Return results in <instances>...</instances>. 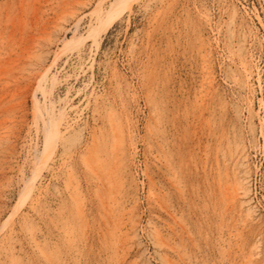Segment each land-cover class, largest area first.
Returning a JSON list of instances; mask_svg holds the SVG:
<instances>
[{
    "label": "rangeland",
    "instance_id": "rangeland-1",
    "mask_svg": "<svg viewBox=\"0 0 264 264\" xmlns=\"http://www.w3.org/2000/svg\"><path fill=\"white\" fill-rule=\"evenodd\" d=\"M112 2L0 0V264H264V0Z\"/></svg>",
    "mask_w": 264,
    "mask_h": 264
},
{
    "label": "bare ground",
    "instance_id": "bare-ground-1",
    "mask_svg": "<svg viewBox=\"0 0 264 264\" xmlns=\"http://www.w3.org/2000/svg\"><path fill=\"white\" fill-rule=\"evenodd\" d=\"M129 2H131V0H113V2H112V4L110 5V12H108L109 14H107V15H105V20L106 21H112L113 20V18H115L123 9H124V7L129 3ZM102 9V8H101ZM101 9L98 11V13H97V19L99 20V21H101V20H103L102 19V15H101V13H103V11H101ZM21 20V19H20ZM24 27V26H23ZM206 56V55H205ZM205 59V58H204ZM245 68V67H244ZM247 70V69H246ZM249 71H250V69H249ZM248 71V72H249ZM246 73V72H245ZM252 73V72H251ZM9 135V134H8ZM1 142V141H0ZM236 150V149H235ZM238 150V149H237ZM241 152V151H240ZM243 152V151H242ZM232 153H233V151H232ZM235 153V152H234ZM236 154V153H235ZM232 156V155H231ZM234 156V155H233ZM239 157V156H238ZM240 158V157H239ZM240 160V159H239ZM244 161V160H243ZM244 164V163H243ZM233 165V164H232ZM243 166V165H242ZM240 168V167H239ZM245 168V167H244ZM230 170V169H229ZM241 171V170H240ZM220 173V172H219ZM234 173V172H233ZM227 175V174H226ZM242 175V174H241ZM219 176V175H218ZM245 178V177H244ZM220 183V182H219ZM228 183V182H227ZM246 183V182H245ZM244 183V184H245ZM229 184V183H228ZM232 184V183H231ZM236 184V183H235ZM239 184H241V183H239ZM243 184V183H242ZM243 184V185H244ZM225 185V184H224ZM230 185V184H229ZM228 185V186H229ZM227 186V185H226ZM242 186V185H241ZM240 186V187H241ZM247 186V185H246ZM236 190V189H235ZM247 190V189H246ZM231 191H233V190H231ZM230 191V192H231ZM244 191V193H245V190H243ZM248 191V190H247ZM223 192V191H222ZM235 194V193H234ZM226 195V194H225ZM246 195V194H245ZM244 195V196H245ZM238 196V195H237ZM241 196H243V194L241 195ZM232 197V196H231ZM230 200V199H229ZM237 201V200H236ZM240 202V201H239ZM226 204H227V202H226ZM244 204H245V202H244ZM241 205H242V202H241ZM238 206V205H237ZM243 206V205H242ZM237 208V207H236ZM241 208V207H240ZM243 210V209H242ZM239 212V211H238ZM242 213V212H241ZM168 244V243H167ZM166 244V245H167ZM168 246V245H167ZM173 249V248H172Z\"/></svg>",
    "mask_w": 264,
    "mask_h": 264
}]
</instances>
